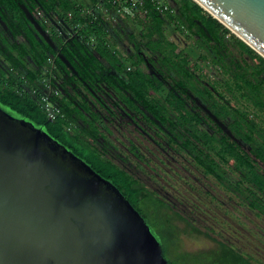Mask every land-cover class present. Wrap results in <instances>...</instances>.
<instances>
[{
  "label": "trees",
  "instance_id": "1",
  "mask_svg": "<svg viewBox=\"0 0 264 264\" xmlns=\"http://www.w3.org/2000/svg\"><path fill=\"white\" fill-rule=\"evenodd\" d=\"M173 1L177 5L176 11L164 10L160 13L152 0H141L142 5L135 11L139 13L145 10V21L141 23V29L146 33H140L141 38L158 53L150 59H145L138 52L129 53L130 66L126 68L105 39L106 16L95 12L94 18L81 11L92 7L96 0H85L86 6L76 5L71 0H0V62L8 65L4 71H0V103L43 127L51 138L72 150L94 171L113 183L128 203L146 219L165 258L171 254V258L167 259L171 264H247L248 256L223 241H214L213 247L200 252L174 251L172 243L177 246V233L181 235V232L185 234L192 230L191 224L175 214L170 204L155 192L114 165L109 155L108 143L99 130V116L91 112L84 102L73 103L69 97L50 93L48 98L61 115L49 120L39 102V94L44 89L40 84L41 78L37 71L33 73L24 69L23 60L26 56L37 66L46 64L48 57L53 58L55 67L62 66L57 57L58 49L38 40L34 35L26 11L39 7L46 13H59L64 22L70 23L74 28L75 36L71 41L81 55L73 69L75 77L67 75L64 82L85 85L92 90H97L102 84L115 88L118 101L126 109L143 112L155 119L166 133L167 139L185 152L196 167L230 189L247 207L260 209L264 214V171L258 166L262 164L264 167L263 131L254 133L255 137L249 132L239 136L249 146V150L245 151L220 134L219 129L207 126L206 131L197 130L194 123L196 114H190L192 120L181 115L172 116L160 111L148 96L152 89L162 87L166 79L170 82L167 94L172 96V92L179 88L175 74L179 70L186 79L195 82L193 75L187 70L182 53L175 52V45L163 39L161 26L166 20L172 23L175 30L192 39L197 49L207 52L212 63L221 71L238 74L236 81L239 83L236 86L240 98L247 100L264 97V59L200 5L192 0ZM105 5L108 18H128L129 15H117L114 8ZM154 26L156 29L152 30ZM153 34H156L157 39H152ZM227 35L230 39L226 38ZM128 36L133 38L132 34ZM9 37L13 40L10 41ZM17 37L22 38L20 42L15 41ZM89 39L94 41L92 47L87 44ZM229 40L232 43H228ZM133 43L137 50V43ZM241 54L248 56L250 63L245 62ZM143 60L154 67L156 74H146L139 69V63ZM196 94L203 100L202 94ZM177 99L183 104L180 97ZM81 107L85 109L87 116L81 112ZM212 113L216 118H222L219 110L213 109ZM208 140H215L217 146L224 150L221 161L227 163L226 157L234 161L237 172L235 177L221 170L214 157L205 151ZM174 217L180 219L183 228L174 222Z\"/></svg>",
  "mask_w": 264,
  "mask_h": 264
},
{
  "label": "rangeland",
  "instance_id": "2",
  "mask_svg": "<svg viewBox=\"0 0 264 264\" xmlns=\"http://www.w3.org/2000/svg\"><path fill=\"white\" fill-rule=\"evenodd\" d=\"M71 1L76 5L86 6L85 0ZM152 2L168 5L174 11L177 8L173 0ZM194 9L199 11L198 7L194 6ZM26 13L36 38L58 49L57 57L62 66L55 67L52 57L47 58L46 64L37 66L26 56L23 60L24 69L33 73L37 71L39 77L50 86L47 91H52L51 94L69 97L73 103L84 102L91 112L97 113L101 126L99 130L108 143L109 155L114 165L155 192L170 204L175 214L191 224L192 230L185 234L181 232V235L177 233V246L172 243L174 251L200 252L213 247L214 241H223L248 256L247 264H264V214L261 210L247 207L230 189L196 167L185 152L167 139L161 127L145 122V113L126 109L118 101L115 88L102 84L97 90H92L85 85L64 82L67 75L75 77L73 69L81 56L71 41L75 36L74 28L70 23L64 22L59 13H46L39 7ZM119 18L121 17L115 20L107 18L105 39L123 65L126 68L130 66L129 53L138 52L145 59L156 56V49L146 45L141 38L140 33H146L141 29L145 13L140 11L123 20ZM155 29L156 26L152 27V30ZM161 33L165 41L175 45V52L182 53L187 70L191 72L195 82L186 79L180 70L177 71L175 74L178 86L189 92V95L180 96L183 102L180 104L174 96L167 94L170 82L166 79L162 87L149 92V99L154 106L164 113L181 115L187 120H192L190 114H196L194 123L197 130L206 131L207 126H212L235 145L248 151L249 146L239 136L247 132L252 137L259 131L264 133V97L247 100L240 98L236 86L239 83L236 81L238 74L225 73L217 68L212 63L211 56L197 49L193 40L187 38L185 33L175 30L171 22L164 21ZM129 34L133 38L130 39ZM21 39L17 37L15 41L20 42ZM152 39H157L156 34L152 35ZM9 40L13 39L9 37ZM133 42L137 43V50ZM93 43L92 39L87 42L90 47ZM228 43L232 42L229 40ZM165 47L167 48L166 45ZM240 56L250 63L248 56ZM7 67L3 61L0 62V71ZM138 67L146 74H156L154 67L144 60ZM196 93L202 94L204 101ZM213 109L219 110L222 118H216L212 113ZM81 112L87 116L83 107ZM206 146L205 151L214 157L220 169L235 177L237 172L234 161L229 157H226L227 163L221 161V155L225 152L217 146L216 141L208 140ZM261 165L258 166L264 171ZM174 222L183 228L179 218ZM168 258H171V254L166 256Z\"/></svg>",
  "mask_w": 264,
  "mask_h": 264
},
{
  "label": "water",
  "instance_id": "3",
  "mask_svg": "<svg viewBox=\"0 0 264 264\" xmlns=\"http://www.w3.org/2000/svg\"><path fill=\"white\" fill-rule=\"evenodd\" d=\"M264 59V0H192ZM0 264H171L119 189L0 103Z\"/></svg>",
  "mask_w": 264,
  "mask_h": 264
},
{
  "label": "built area",
  "instance_id": "4",
  "mask_svg": "<svg viewBox=\"0 0 264 264\" xmlns=\"http://www.w3.org/2000/svg\"><path fill=\"white\" fill-rule=\"evenodd\" d=\"M105 4L114 8L115 14L126 16L134 15L137 8L142 5L141 0H96L92 7H87L85 9H82L81 11L87 16H93L94 18H96L95 12H100L102 13V15H106V18H108V10ZM155 9L160 13L164 10H170L171 12H174V9L172 7L165 4H155ZM143 13H145V10H143ZM40 84L44 88L39 94L40 107L44 111V113H46L49 120H53L58 115H61V113H59V110L56 105L53 104L48 98L49 94L52 92L47 91L50 86L46 83L44 79L40 80ZM33 91H35V88L33 89Z\"/></svg>",
  "mask_w": 264,
  "mask_h": 264
},
{
  "label": "flooded vegetation",
  "instance_id": "5",
  "mask_svg": "<svg viewBox=\"0 0 264 264\" xmlns=\"http://www.w3.org/2000/svg\"><path fill=\"white\" fill-rule=\"evenodd\" d=\"M189 92H187L185 89H181V88H178V89H176V90H174L173 92H172V96H174L176 99L178 98V97H180V96H184V97H186V95L188 94ZM175 94V95H174ZM189 95V94H188ZM178 100V99H177ZM181 100V99H180ZM179 101V100H178ZM144 116V120H145V122H148V123H150L151 125H157L158 127H160L159 126V124H158V122L155 120V119H152V117H150L149 115H143ZM147 118H149L150 120H148ZM116 166V165H115ZM122 170V169H121ZM133 177V176H132Z\"/></svg>",
  "mask_w": 264,
  "mask_h": 264
}]
</instances>
